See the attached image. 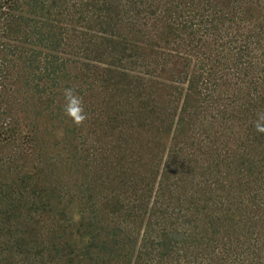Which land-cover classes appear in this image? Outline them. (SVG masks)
Returning <instances> with one entry per match:
<instances>
[{"label": "trees", "instance_id": "16d2710c", "mask_svg": "<svg viewBox=\"0 0 264 264\" xmlns=\"http://www.w3.org/2000/svg\"><path fill=\"white\" fill-rule=\"evenodd\" d=\"M260 113L264 0H0V264H264Z\"/></svg>", "mask_w": 264, "mask_h": 264}, {"label": "clouds", "instance_id": "9594fccd", "mask_svg": "<svg viewBox=\"0 0 264 264\" xmlns=\"http://www.w3.org/2000/svg\"><path fill=\"white\" fill-rule=\"evenodd\" d=\"M63 100L64 104L61 110L73 123L80 125L87 120L88 116L84 107L83 97L75 88L65 87L63 89ZM254 127L257 133L264 134V113L258 114Z\"/></svg>", "mask_w": 264, "mask_h": 264}]
</instances>
